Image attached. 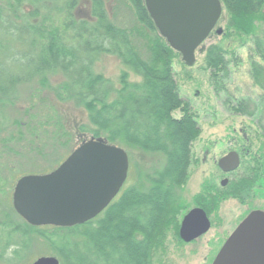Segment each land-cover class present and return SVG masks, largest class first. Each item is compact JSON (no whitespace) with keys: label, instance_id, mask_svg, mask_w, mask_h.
I'll return each mask as SVG.
<instances>
[{"label":"trees","instance_id":"1","mask_svg":"<svg viewBox=\"0 0 264 264\" xmlns=\"http://www.w3.org/2000/svg\"><path fill=\"white\" fill-rule=\"evenodd\" d=\"M85 1L91 5L88 19L77 14V5ZM219 1L223 11L219 22H226L221 39H251L256 60L250 59L249 66L259 93L256 99L235 100L225 90L230 79L228 65L235 58L233 50L219 44L205 48L203 43L198 52L204 53V70L215 95L227 96L224 104L233 115L254 119L264 138V0ZM122 2L132 18L124 26L111 21L103 0H0V22L5 24L0 27L31 36L29 53H14L26 60L24 74L0 61V159L4 162L0 163V260L8 245L14 247L10 260L22 259L35 237L57 250V257L66 264H97L96 260L152 264V259L164 252L167 234L178 237L179 223L188 209L179 193L189 177L192 144L200 129L174 79L173 65L176 60L181 62L180 55L160 36L143 0ZM102 55L116 57L126 69L117 78L118 88L93 72L92 66ZM0 56L6 58L2 53ZM55 73H62L64 82L49 86L47 77ZM129 73L139 81H130ZM25 85L31 86L26 99L29 105L9 116ZM51 97L57 103H72L85 110L90 126L79 127L80 135L101 138L126 152L158 155L162 160L160 168L143 174L134 185L126 186V182L95 219L72 228L30 227L8 206L19 222L12 220L3 205L15 180L26 174L51 172L85 141L73 140ZM175 112L180 113L178 119ZM48 133V142L62 140L59 147L65 153L45 158L43 142ZM245 151V156L250 155ZM245 156L239 165L241 173L226 186L205 180L191 200L194 206L218 220L223 201L235 199L245 205L253 197H263L264 145L258 147L248 165L243 161ZM39 158L45 160L44 166L29 167Z\"/></svg>","mask_w":264,"mask_h":264},{"label":"rangeland","instance_id":"2","mask_svg":"<svg viewBox=\"0 0 264 264\" xmlns=\"http://www.w3.org/2000/svg\"><path fill=\"white\" fill-rule=\"evenodd\" d=\"M103 1L105 2L108 17L114 24L117 26L130 24L132 20L130 9L123 4V0ZM78 13L79 17L90 18L91 5L86 1L84 3H79V5H77V14ZM225 24V21H220L216 29L220 28L224 30ZM0 25L5 24L0 22ZM21 39L26 41L20 43ZM30 39L31 36L29 34H12L7 32L4 27H0V45L4 46L3 50L0 49V53L6 57L4 59V57L0 56V61L4 60V64H9L8 66L10 67L8 68H10V70L24 74L21 71L25 70L23 69L25 67L22 65L26 64V60L15 57L14 53H20L21 55L28 54L27 41ZM211 44H219L233 50L235 53L234 60L228 65L230 79L225 90L229 96L235 100L247 99L254 101L259 93L256 87L253 86L250 77L249 61L250 59L256 60L253 55L251 39L241 38L239 40L238 38H229L222 40L219 35H216L214 30L205 41L204 47L206 48ZM31 54H34V52H31ZM203 55L204 53L201 52L196 54V64L193 68L184 67L178 60H176L173 65V74L178 86L179 96L190 107L200 129V136H198V139L192 144L193 164L190 167L189 177L179 193L181 199L186 201L191 208H193L191 199L200 192V186L205 180L212 181L216 186H219L222 179L227 178L232 180L236 176H224L221 173L216 166V162L220 157L225 155L229 150L244 147L250 153V155L243 158V161L248 165L258 147L264 145V138L260 136L261 133L257 128L256 121L254 123V119L233 115L224 104L227 96L224 94H220L219 96L215 95L209 84V75L207 71L204 70ZM13 62L16 63L12 65ZM16 65L19 67H14ZM92 69L94 73L101 74L105 79L115 83L116 88L119 86L117 83L118 76L126 71L116 57L108 55L100 56L99 59L95 61ZM129 75L130 81H139L138 78L130 73ZM47 80L49 86H55L64 82V76L62 73H55L49 75ZM35 81L37 82V80ZM35 81H32L31 84L38 88ZM30 87V85H25V87L20 90V94L15 100L16 108H14V110L12 109V112H8L9 116L11 113H15L16 109L22 110L29 105V100L26 99L30 94V91H28ZM51 100L57 106V110H59L58 115L63 125L67 130L73 133V140L76 141L78 138L84 140L90 139L88 134L80 135L78 131L79 127L90 126L85 110L72 103H57L52 97ZM173 116L178 119L180 113L175 112ZM261 122L264 123V119ZM44 127L48 128L46 126ZM48 130L50 132V128ZM243 136L247 137L248 142L243 139ZM48 137L49 133L47 137H44L43 142L46 159L59 152L65 153V151H62L63 149L60 150L61 146L59 147L62 141L61 139L56 144H52L48 142ZM54 150L58 152L54 153ZM207 151L209 153L207 160L204 164H201ZM127 154L129 156V173L126 186L134 185L143 174L153 169H158L162 165L161 157L158 155L145 154L137 150H129ZM44 161V159L40 160V158L35 161L33 160L29 163V167L30 165L44 166ZM0 163H2V165L4 164L2 158L0 159ZM37 167L35 169H37ZM3 172L4 176H8L7 171ZM238 172V174H240L241 170ZM11 195L12 191L8 196L9 200L6 198L4 201L5 204L3 205L6 206L10 218L19 222L8 208V206H10V208L12 207ZM253 199L255 200L250 203V209L262 210L264 212V196L253 197ZM246 209L247 208L239 205V203L234 200L222 204L219 211V216L222 219V226L218 228L214 226L218 220L213 218L214 225L211 227V230L192 244H182L176 235L174 237L173 233L169 232L165 240L164 252L157 254L152 259V264H211L212 259L224 244L223 240H225L248 215L249 209ZM6 249L7 251L5 250L4 257L0 260V264H31L35 259L47 256L56 258L60 264H66L64 260L57 257V250L52 249L44 240L35 237L32 239L30 247L20 260H10L12 258L10 254L13 252L14 247L8 245ZM88 261L92 262L95 260ZM96 263L105 264L101 263V260H96Z\"/></svg>","mask_w":264,"mask_h":264},{"label":"water","instance_id":"3","mask_svg":"<svg viewBox=\"0 0 264 264\" xmlns=\"http://www.w3.org/2000/svg\"><path fill=\"white\" fill-rule=\"evenodd\" d=\"M155 28L169 47L192 68L195 52L215 29L222 15L219 0H143ZM216 35L221 30L215 31ZM239 165L230 152L218 161L223 173ZM126 152L91 138L75 149L54 171L19 178L12 193L15 213L33 227L70 228L98 216L117 196L128 173ZM227 180L221 182L225 186ZM210 228L206 214L193 209L182 219L179 238L188 243ZM32 264H59L40 257ZM212 264H264V213H250L233 231Z\"/></svg>","mask_w":264,"mask_h":264},{"label":"flooded vegetation","instance_id":"4","mask_svg":"<svg viewBox=\"0 0 264 264\" xmlns=\"http://www.w3.org/2000/svg\"><path fill=\"white\" fill-rule=\"evenodd\" d=\"M248 119H249V118H248ZM199 136H200V134H199ZM197 139H198V138H197ZM197 139H196V140H197ZM243 139L246 140V142H248L247 137L243 136ZM230 152H235V153H237V154L239 155V161H240V162H241L242 157L245 156V155H247V153H246L244 147H240V148H237V149H234V150H229L228 152H226L225 155H223L222 157H220V158L217 160V162H216V166H217L218 169H219V167H218V161H219L221 158H223L224 156H226V155H227L228 153H230ZM208 155H209V153H208V151H207V152L205 153V155H204L203 160L201 161V164H204V163L206 162ZM239 165H240V163H239ZM239 165H238V167H237L235 170L231 171L230 173H223L220 169H219V170L221 171V173H222L224 176L237 175V174L239 173V172H238V171H239ZM191 166H192V165H191ZM240 173H241V172H240ZM235 177H236V176H235ZM224 179L227 180V183L230 181V179H227V178H224ZM224 179H222V180L220 181L219 186H220L221 182H222ZM227 183L225 184V186L227 185ZM201 185H202V184H201ZM200 188H201V186H200ZM191 200H192V199H191ZM231 200L237 201V200H235V199H228V200L223 201L222 204L226 203L227 201H231ZM253 200H255V199L252 198V199L250 200V202H248V204H245V205L241 204L239 201H237V202L239 203V205H241V206L247 208L246 210L249 209V211H252V210H256V209H250L251 207L249 206V205H251L250 203H251ZM222 204H221V205H222ZM187 205H188V203H187ZM192 205H193V208L189 207V205H188V209L185 211L184 215L182 216L181 221H182L183 217H184L188 212H190L191 210H193V209H201V208H198V207L194 206L193 203H192ZM221 205H220V207H221ZM201 210H202V209H201ZM203 211H204V210H203ZM219 211H220V208H219ZM219 211H218V214H217L218 221H217V223H216L215 225H214V223H213V218L215 219L214 214L208 215V214L204 211V213L206 214V217H207V219H208V221H209V223H210V228H209V230H208L205 234H203V235H201L200 237H198L197 239H194L193 241L188 242V243L182 241V240L179 238V235H178V233H177L180 242H181L182 244H192V243H194L195 241H197L198 239H200L201 237H203L204 235H206V234L211 230V227H212L213 225L216 226L217 228H218V227H221V226H222V219H221L220 216H219ZM260 211H262V210H260ZM181 221H180V223H181ZM218 242H219V241H218ZM218 242H217V243H218ZM152 262H153V260H152Z\"/></svg>","mask_w":264,"mask_h":264}]
</instances>
